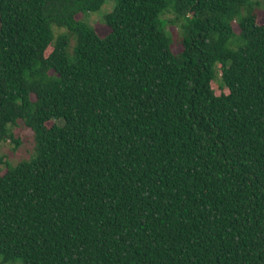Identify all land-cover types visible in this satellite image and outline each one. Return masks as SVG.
<instances>
[{"label":"trees","instance_id":"16d2710c","mask_svg":"<svg viewBox=\"0 0 264 264\" xmlns=\"http://www.w3.org/2000/svg\"><path fill=\"white\" fill-rule=\"evenodd\" d=\"M113 1L0 2V264H264V0Z\"/></svg>","mask_w":264,"mask_h":264},{"label":"rangeland","instance_id":"374dc122","mask_svg":"<svg viewBox=\"0 0 264 264\" xmlns=\"http://www.w3.org/2000/svg\"><path fill=\"white\" fill-rule=\"evenodd\" d=\"M115 7V2L113 0H106L104 6L101 8L100 11L89 13L84 18L85 22L93 29H96L100 37H106L107 34L110 32L109 28L104 25V17L111 13ZM165 18L171 19L172 15L167 14L165 15ZM162 21V17L160 18ZM258 23L264 24V11L258 13ZM236 30L238 31L237 25H234ZM164 29V28H163ZM165 29L172 35L174 38V51L177 53L182 49V46L178 43L179 42V29L176 27H173L169 24L165 26ZM164 29V30H165ZM55 33L60 34L62 32H65V29H58L55 28ZM214 90L217 94L223 93V88L221 84L220 78L215 81ZM51 125V124H50ZM13 133L15 138L20 139L21 145L15 149L14 144L7 142L5 144H2L0 147L1 153L3 156L7 158L8 161H10L13 164H17L22 160H27L30 158V156L33 153L34 149V135L31 130H29L23 122H19L13 129ZM5 172V171H4ZM15 264H22L21 261L15 263Z\"/></svg>","mask_w":264,"mask_h":264},{"label":"water","instance_id":"95a60500","mask_svg":"<svg viewBox=\"0 0 264 264\" xmlns=\"http://www.w3.org/2000/svg\"><path fill=\"white\" fill-rule=\"evenodd\" d=\"M0 2H1V0H0ZM2 29H3V22H2V15H1V9H0V33H1Z\"/></svg>","mask_w":264,"mask_h":264}]
</instances>
